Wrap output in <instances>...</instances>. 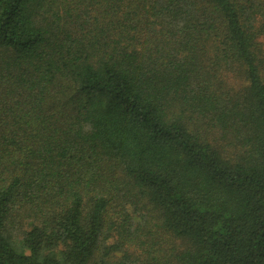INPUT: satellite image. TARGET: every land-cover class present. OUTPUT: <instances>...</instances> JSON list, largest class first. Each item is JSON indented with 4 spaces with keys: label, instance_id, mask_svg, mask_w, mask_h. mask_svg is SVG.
I'll return each instance as SVG.
<instances>
[{
    "label": "trees",
    "instance_id": "trees-1",
    "mask_svg": "<svg viewBox=\"0 0 264 264\" xmlns=\"http://www.w3.org/2000/svg\"><path fill=\"white\" fill-rule=\"evenodd\" d=\"M0 264H264V0H0Z\"/></svg>",
    "mask_w": 264,
    "mask_h": 264
},
{
    "label": "rangeland",
    "instance_id": "rangeland-1",
    "mask_svg": "<svg viewBox=\"0 0 264 264\" xmlns=\"http://www.w3.org/2000/svg\"><path fill=\"white\" fill-rule=\"evenodd\" d=\"M122 256H123V254H119V255H118V259L121 258Z\"/></svg>",
    "mask_w": 264,
    "mask_h": 264
}]
</instances>
